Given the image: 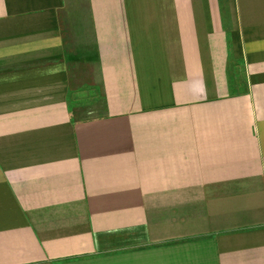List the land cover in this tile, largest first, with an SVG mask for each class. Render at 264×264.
<instances>
[{
	"label": "crops",
	"instance_id": "crops-1",
	"mask_svg": "<svg viewBox=\"0 0 264 264\" xmlns=\"http://www.w3.org/2000/svg\"><path fill=\"white\" fill-rule=\"evenodd\" d=\"M0 264H264V0H0Z\"/></svg>",
	"mask_w": 264,
	"mask_h": 264
},
{
	"label": "rangeland",
	"instance_id": "rangeland-1",
	"mask_svg": "<svg viewBox=\"0 0 264 264\" xmlns=\"http://www.w3.org/2000/svg\"><path fill=\"white\" fill-rule=\"evenodd\" d=\"M73 75H74V77H75V81H76V83L78 82V80H79V78L81 77L80 76V69L79 70H75L74 72H73ZM75 83V84H76ZM71 101H73V102H78L79 100H78V98H73V100H71Z\"/></svg>",
	"mask_w": 264,
	"mask_h": 264
}]
</instances>
